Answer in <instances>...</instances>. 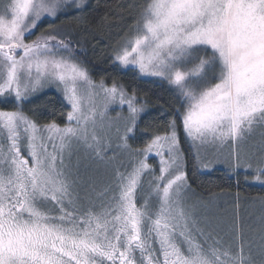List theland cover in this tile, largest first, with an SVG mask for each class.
Segmentation results:
<instances>
[{"label":"snow or ice","instance_id":"6c2138e0","mask_svg":"<svg viewBox=\"0 0 264 264\" xmlns=\"http://www.w3.org/2000/svg\"><path fill=\"white\" fill-rule=\"evenodd\" d=\"M87 7L0 0V104L14 105L0 109V264H264V217L257 260L239 224L224 231L191 202L179 136L205 170L225 147L233 168H252L244 149L256 142L264 175V0H140L114 63L166 82L179 107L135 149L146 112L135 90L94 81L52 24L26 40L44 18ZM48 86L70 107L64 125L23 111ZM115 104L127 115L110 117ZM82 160L107 176L99 204L80 195Z\"/></svg>","mask_w":264,"mask_h":264},{"label":"trees","instance_id":"16d2710c","mask_svg":"<svg viewBox=\"0 0 264 264\" xmlns=\"http://www.w3.org/2000/svg\"><path fill=\"white\" fill-rule=\"evenodd\" d=\"M139 3L140 0H91L81 14L70 11L54 21L44 18L33 32L34 35L26 38L31 41L42 33H48L49 25L52 24L58 31L51 34L60 38L67 35L72 40L76 60L87 68L94 81L103 80L109 86L115 81L122 84L129 93L135 90L138 102L146 103V112L140 116L135 136L128 141L134 149L142 148L153 133L163 132L175 109L179 107V102L167 83L144 80L134 70H122L114 63V51L133 22L136 5ZM65 26L69 29L64 32L62 27ZM0 109L14 110V105L0 104ZM23 111L38 123L55 120L64 125L68 107L59 94L46 91L24 103ZM144 129H147L146 133L142 131ZM179 136L187 157L188 182L195 199L206 201L223 195L232 199L236 196L264 198V187L252 184L251 178L244 173H230L226 169L202 172L189 151L182 128L179 129ZM153 161L150 160L149 163L156 166Z\"/></svg>","mask_w":264,"mask_h":264},{"label":"rangeland","instance_id":"374dc122","mask_svg":"<svg viewBox=\"0 0 264 264\" xmlns=\"http://www.w3.org/2000/svg\"><path fill=\"white\" fill-rule=\"evenodd\" d=\"M90 2L91 0H87L88 5ZM39 24L36 27V29L39 27ZM68 29L69 27L68 28L66 26L62 27V30H64V32L65 30H68ZM33 35L34 34H32L31 36ZM120 43L121 41L119 42L118 46L120 45ZM113 60H114V56H113ZM116 64L119 66L118 63ZM119 68L122 70H132L131 66H129L127 69L122 68L120 66ZM135 72L137 73V71ZM137 75L144 80L163 82L156 78L140 76L138 73ZM46 91H54L57 94H59V96L62 99L61 94L56 90L54 86L46 87L43 91L38 92L31 98L43 92H46ZM67 107L69 111L70 107L68 105ZM118 113H121L122 115L126 116L127 107L124 106V108L121 109L118 104L110 106L109 113H108L110 117L115 118ZM120 124L121 126L123 125V120L120 121ZM182 133H183V130H182ZM183 137H184V133H183ZM244 151L247 152L248 156L250 157V163L252 164V168H243V167L239 169L233 168L232 165L229 163V155H228L227 147H225L224 150L220 153L219 162L215 163L210 169L205 170V169H202V167L199 164L198 166L202 172H211L214 169H226L230 173H234V172L244 173L251 178L252 184L264 187V175L260 177V180H257L256 176L258 175V173L255 171V169L258 166V161L261 159L259 145L256 142H251L249 145L245 146ZM81 155H82V152H81ZM108 155L109 156L113 155V152L109 151ZM150 160H154L157 166L156 159L153 158V159H149V161ZM75 161H76V156L73 155L72 157L73 165H75ZM86 164H87V161L82 160L79 165V168L77 169V176L79 178V184H80L79 192L81 196H84L85 193L87 192L89 197L96 204L97 203L99 204L104 199H106V196L103 195L102 193L104 192V188L107 184V176L104 173L103 169H95L94 166L86 167L85 166ZM190 195H191V202H199L201 205L209 206L207 215L210 218H213V220L216 221L220 225V228L223 229L224 231H228L234 228L237 224H239V226L243 229L245 239L254 241L255 247L253 251L256 253L257 260H259V224H260L261 217H264V198L248 199V198L236 196L234 199H232V197L230 196L223 195L219 197L210 198L209 200H206V201H200V200L195 199L192 196V193H190Z\"/></svg>","mask_w":264,"mask_h":264}]
</instances>
